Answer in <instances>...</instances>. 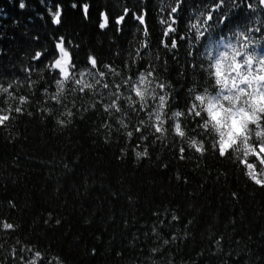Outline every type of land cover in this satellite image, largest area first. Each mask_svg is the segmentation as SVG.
Segmentation results:
<instances>
[{"label":"trees","instance_id":"trees-1","mask_svg":"<svg viewBox=\"0 0 264 264\" xmlns=\"http://www.w3.org/2000/svg\"><path fill=\"white\" fill-rule=\"evenodd\" d=\"M24 2L26 7L20 9L19 0H0V74L9 79L13 73L23 78L21 65L36 64L30 59L34 51L51 47L57 32L74 38L81 45V56L87 49L105 61L116 51L126 50L133 36L144 39L131 16L122 32L99 29L98 15L105 8L115 14L125 5L147 6L149 39L155 49L166 27L160 19H168L169 5L175 6L174 0ZM208 2L183 0L181 10L174 14L178 32L184 34L188 20L194 21ZM230 2L223 9L229 19L220 26L225 35L236 25L258 26L257 18L264 19V6L255 11L247 8L258 0H235L239 6L228 11ZM74 3L90 4L88 18ZM57 4L63 8L62 26L51 23L48 11H55ZM186 50L182 43L173 56L160 46L161 62L168 61L164 75L174 83L181 100L186 90L184 73L193 78L191 68L185 66ZM89 102V97H82L77 106ZM42 107L34 103L29 108L33 115L20 116L7 130L0 129V264H25L32 253L24 252V261L10 253L15 247L19 254L29 245L50 256L59 255L65 264H264V189L249 182L228 160H218L210 152L197 168L198 154L190 152L188 160H178L171 137L167 147L151 146L150 158L137 160L129 148L121 159L125 140L114 135L105 143L103 130L96 131L101 113L90 111L64 128L52 116L42 115ZM135 119L133 114V123ZM177 171L189 182L177 181ZM233 191L238 192V199L230 195ZM173 210L181 221L161 227L158 239L151 233L157 220L153 213L160 212L167 225ZM5 221L17 227L4 229ZM172 233L177 234L176 240L171 239ZM221 235L218 250L214 241ZM164 238L170 243L152 253Z\"/></svg>","mask_w":264,"mask_h":264},{"label":"snow or ice","instance_id":"snow-or-ice-1","mask_svg":"<svg viewBox=\"0 0 264 264\" xmlns=\"http://www.w3.org/2000/svg\"><path fill=\"white\" fill-rule=\"evenodd\" d=\"M227 3L228 0H209L196 13L194 21L188 20L186 32L181 34L174 27L178 21L174 14L181 10L183 0H174L175 6L169 5L168 19H160L166 27L155 49L149 39L147 6L125 5L115 14L105 8L98 15L99 29L122 32L131 16L138 22L136 31L144 34L142 40L133 36L128 48L116 51L108 61L87 49L81 56V45L74 38L55 33L51 47L41 46L34 51L30 59L36 64L21 65L23 78L14 73L10 79L0 74V129L7 130L20 116L33 115L29 108L34 103L43 105L42 115L52 116L64 128L71 127L77 118L83 119L86 113L96 111L103 115L96 131L99 134L103 130L105 143H110L114 135L125 140L120 148L121 159L129 154V148L137 160L150 158V147L157 143L167 147L171 137L178 160H188L190 152L198 154L196 167L199 168L211 152L218 160H228L249 182L264 189V19L257 18L258 26L236 25L225 35L220 26L229 19L223 10ZM77 6L88 18L90 4H73ZM238 6L231 0L228 11ZM259 6H264V0H258L256 5L247 4L253 11ZM25 7L24 0H19V8ZM48 11L51 23L62 26V5ZM255 33H260V37ZM182 43L187 45L185 66L193 73L191 79L184 73L183 100L176 93L174 83L165 77L168 61L161 62L160 56L161 45L175 56ZM82 97H89L90 102L77 106ZM161 167L166 169L168 165ZM219 178L218 175L216 179ZM176 180L189 182L178 171ZM230 195L239 198L236 191ZM153 215L157 220L151 226V233L158 239L162 236L161 227L181 221L174 210L167 225L160 212ZM48 217L51 219L52 213ZM55 222L59 224L60 220ZM124 223L127 225L128 221ZM2 227L15 229L17 225L5 221ZM177 238L172 233L171 239ZM222 240L223 235L214 241L218 250ZM169 243L164 238L162 245L153 247L151 252L158 253ZM96 251L95 247L91 249L92 254ZM24 252L32 253L25 264H65L59 255L50 256L30 245L19 254L13 247L10 255L24 261Z\"/></svg>","mask_w":264,"mask_h":264}]
</instances>
